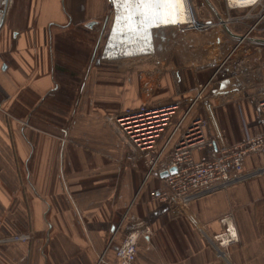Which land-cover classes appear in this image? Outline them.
<instances>
[{"label":"crops","instance_id":"crops-1","mask_svg":"<svg viewBox=\"0 0 264 264\" xmlns=\"http://www.w3.org/2000/svg\"><path fill=\"white\" fill-rule=\"evenodd\" d=\"M110 1L102 49L110 65L97 71L90 51L79 59L71 49L80 48L82 28L89 47L96 42L109 16L104 0H6L0 21V264H116L127 223L110 237L129 207L150 228L139 236L131 264H264V175L191 201L182 212L149 195L173 170L145 178L144 160L125 167L128 149L104 116L189 100L198 84L207 83L209 95L230 88L234 76L244 84L264 80V31L253 32L227 58L245 25L230 27L232 34L217 25L194 27L201 43L194 49L197 40L175 26L191 18L188 0ZM217 14L205 6L197 19L214 22ZM80 63L87 66L88 87L75 97L80 81L74 66ZM193 116L206 121L205 135L218 150L261 128L251 124L247 107L214 113L199 102L184 125ZM64 136L71 144L61 141ZM263 162L250 157L242 170ZM22 232L31 239L2 241ZM214 236L227 245L229 263L217 254Z\"/></svg>","mask_w":264,"mask_h":264},{"label":"built area","instance_id":"built-area-1","mask_svg":"<svg viewBox=\"0 0 264 264\" xmlns=\"http://www.w3.org/2000/svg\"><path fill=\"white\" fill-rule=\"evenodd\" d=\"M224 24L245 25V32L229 52V58L241 43L250 40L253 32L264 31V0H253L241 6L231 5L225 0L224 12L218 20L212 22V26ZM236 78H231L230 88L209 95L205 94L208 84H198L195 96L189 100L174 99L161 104L144 103L105 117L110 128L128 149L126 166L135 167L137 161L144 160L147 166L145 178L157 170H173L160 176L159 190L152 189L149 192L153 200L166 202L170 207H178L182 212H188L191 201L264 175V162L242 170L246 159L254 156L264 158V80L244 84ZM199 102L214 113L251 108L254 113L251 124L261 128L254 134L218 150L214 140L205 135L206 121L203 118L193 116L184 125L186 118ZM177 134L170 152L165 154L169 143ZM198 150H204V153L196 158L194 153ZM123 222L127 224L115 249L116 264H131L137 254L139 236L149 234L150 228L144 219L127 210L120 224L111 233L110 242ZM213 238L211 241L217 254L228 261L227 245L218 243ZM30 239V233L22 232L10 235L2 241L27 242Z\"/></svg>","mask_w":264,"mask_h":264},{"label":"rangeland","instance_id":"rangeland-1","mask_svg":"<svg viewBox=\"0 0 264 264\" xmlns=\"http://www.w3.org/2000/svg\"><path fill=\"white\" fill-rule=\"evenodd\" d=\"M206 1L205 0H188V2L190 4L191 12L193 14V19H197L199 17L200 12L202 11L203 7H205V6L208 9H210V8L214 9L220 15L223 14V12H224V1L225 0H206ZM5 7H6V0H0V21H1L3 13L5 11ZM104 11H107V10H104ZM105 13H108L109 16L107 17V19L105 21V25H103V27H102V32H101V30L99 28V31L97 32V40H96V42H94L91 45V47H89V43L87 41H85L87 39V37H88L86 35L88 33V31H86L84 28H82L81 31L76 34L78 39H81V41L79 42L80 45L78 44L80 46V48L77 47L75 49H71L73 51V53L78 55L79 59H83V57L81 56L82 51H84V52L90 51V54H91L93 62H94V59H96L98 61V64L96 65V67L99 68V69H97V71L98 70L101 71V69H103L102 71H104L105 69L109 68V65H110L109 64L110 61H106V60L103 59L102 49H103L104 43L106 42V40L108 38V32H109V29L111 27L112 11L111 12L107 11ZM101 23H103V19H102ZM191 24H192V22L190 24H185L184 26H182L180 28L181 30H179V31H181L182 33H184L187 36H191L192 38L196 39L197 42H196V40H194V44L196 42L197 46L194 47V49H199L201 43H200L199 38H197L194 35V32H193L194 29L193 28L195 26H192ZM232 26H233L232 24L228 25L229 28L232 27ZM220 27L223 28V26H221V25H220ZM89 48H91V49L89 50ZM174 51L177 54V51L179 52V49H177V47H176ZM131 61L132 62H130L129 64L136 65L134 60H131ZM69 63L66 62V65L67 66L68 65L71 66ZM80 65H81V63L77 64V65L75 64V66H74V68L78 71L77 76H78V79L80 81L79 83H75V85L78 84L79 85L78 87H80L79 90H77V93H76L75 97H77V96L79 97V96L84 95L83 93H84L85 90H87V87H88V85H87V81H88L87 80V76H88L87 74H88V71L86 69L87 66L82 68ZM67 75L69 76L68 72H66V77H67ZM66 93L71 95L72 94V90L69 89V88H66ZM127 108H132V107H127ZM127 108H123V109H120V110H117V111H108V112L104 113V116L107 118V116H113L114 114L122 113ZM198 114H200L199 111H198ZM60 139H61V141H63L62 139H64L63 142L65 144H71V141L66 136H64V137H62ZM126 157H127V154H125V159H124L125 161L122 162V163L124 164L125 167H129V166L125 165ZM129 168H135V167H129ZM260 176H263V175H260ZM129 209H130V207L127 210H129ZM127 210L125 212H127Z\"/></svg>","mask_w":264,"mask_h":264},{"label":"water","instance_id":"water-1","mask_svg":"<svg viewBox=\"0 0 264 264\" xmlns=\"http://www.w3.org/2000/svg\"><path fill=\"white\" fill-rule=\"evenodd\" d=\"M105 3H106V8H108V11L111 12L112 11V7H111V1L110 0H105ZM217 18L219 19L220 16L217 14ZM192 25L195 26V27H202L201 28H204V29H208L210 27H212V22L211 20H206L204 22H201L199 21L198 19H193L192 21ZM223 28L229 33V34H232L231 31H230V28L227 26V25H223ZM236 36V35H235ZM237 38H240L241 36H236ZM252 39V38H250Z\"/></svg>","mask_w":264,"mask_h":264},{"label":"bare ground","instance_id":"bare-ground-1","mask_svg":"<svg viewBox=\"0 0 264 264\" xmlns=\"http://www.w3.org/2000/svg\"><path fill=\"white\" fill-rule=\"evenodd\" d=\"M251 1H253V0H230V2L231 3H235V2H240V3H249V2H251ZM189 12H190V19H187L186 17H184V22H178V23H176L175 24V26H177V28H178V30H181L180 28L182 27V26H184L185 24H188V23H191L192 21H193V15H192V13H191V11H190V8H189ZM181 32V31H180Z\"/></svg>","mask_w":264,"mask_h":264}]
</instances>
